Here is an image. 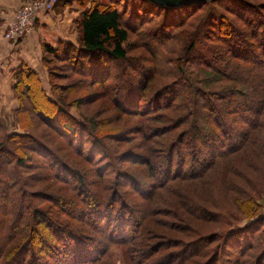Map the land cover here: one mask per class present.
<instances>
[{"label": "trees", "instance_id": "trees-1", "mask_svg": "<svg viewBox=\"0 0 264 264\" xmlns=\"http://www.w3.org/2000/svg\"><path fill=\"white\" fill-rule=\"evenodd\" d=\"M109 1L111 2L107 3L97 0L57 1V3H62V5L75 2L82 7L80 16L75 21L76 41L60 40L55 45L43 44L41 64L47 74L48 89L39 74L25 63L19 64L12 70L13 82L11 89L19 100L31 98V92L35 90L53 108L50 115H54V117L52 119L49 116L43 117L42 120L47 122L49 127L55 132L63 135L69 142L72 141L71 143L75 147L80 145V142L81 144L87 142L86 145L89 147L87 157H93L95 153L99 154L95 161L100 172L105 168L104 165H108V160L111 161L112 159H110L108 148L100 138V135L94 132V127L92 128L89 125L92 124L89 123L90 117L85 119L76 108L77 111L74 110L72 112L71 106L76 107L75 104L69 99L64 100L62 98V93L66 94L74 91L76 83L54 82V79L57 78V73L53 71L52 67L48 66L51 58L61 62H70L71 67L69 68L71 71L80 73L83 76L82 79L86 77L89 83H96L102 85V87L109 88L111 85L109 86L107 83L110 76H112V73L117 74V93L112 99L113 102L117 103L116 109L124 113L125 110L127 112L129 110V112L136 113L137 111L143 114L147 113L148 109L163 110L165 106L171 112L177 110L181 113L179 119H182L185 128L177 135H174L173 142L169 145L168 150H165L164 158L162 159L163 166L159 169L161 175L157 179L159 181L158 184L170 177V167L173 160L175 167L173 174L176 173L178 177H184V175L196 176L205 169V166L218 153L233 151L242 142L243 138L252 136L251 132L248 133L247 128L235 124L232 118H228V115L233 113L235 117L240 118L241 121L249 125L255 124L254 119L256 121L263 119L264 71L262 73H259V71L252 72L251 80H248L250 84H245L244 81L238 79L239 67L232 65V84L228 85V89L214 91L211 88H207L205 84L212 79H216V76H219L220 79L227 78L226 76L228 75L224 69L221 67L213 68L211 65L208 67L199 65L200 68L196 69L201 74L200 79H198L200 83L196 81L189 84L186 83L187 79H191L189 72L177 64V73L179 76H184L182 81L186 84H180L179 79L172 80L169 85L167 84L166 87H162L163 89L157 90L150 98L144 99V92L148 87L147 82L145 83V77L152 74L153 70L143 66L142 53L134 57L128 54V48L130 47L128 43L129 34L133 30L138 29L128 19L129 15L135 14L136 24L139 26L147 21L149 14L153 15L158 11L162 12L160 24L156 29L149 31L150 36L161 38L164 35L173 36L170 31L174 27L186 22V18L196 9L207 6V13L202 16L197 28L190 36L191 38H187L188 41L185 52H183L184 59L182 63L190 64L191 62L195 63L196 66L197 63L207 64L210 52V50L206 51L209 47L207 41L216 38L224 40L230 46L235 54L232 56L233 59H240V62H242V59L246 60V63L250 65V69H252L251 66L257 69V63H264V14L258 10L260 7L258 8L248 0H214L207 1L201 5L193 4L190 6H166L156 4L150 0H133L134 6H136V2L145 5V7L140 9V13L139 8L142 7L141 5L137 10L132 6L130 10L127 9L125 11V3L122 8H119L116 5V1ZM137 5L139 4L137 3ZM219 7H222V9ZM227 10L235 12L233 15L241 18L248 26L252 27L251 33L258 39L257 43L251 42L252 35L249 34L248 37L245 31L226 15L225 12ZM244 10H248L250 14H244ZM198 32L203 43L195 38ZM166 41L163 40L164 45ZM143 45L146 48L149 47L146 44ZM199 49L204 50L205 55L200 57L190 55L194 52L198 54ZM115 68L118 72H114ZM136 69H138L137 74H135ZM254 73L257 75H254ZM196 75H198L197 71L195 72V79ZM147 78L149 81L150 76ZM189 90H192V93L188 97L186 94H188ZM255 93L257 98L254 97ZM160 96H163L164 100L159 98ZM179 96H182L181 104L177 106L172 101ZM26 108V105L21 104L19 113L28 111ZM258 112L260 113L257 114ZM201 114L204 117H199ZM146 115L148 114H144V116ZM18 119L20 120V116H18ZM177 119L173 120V124L178 122L176 121ZM84 133L86 135L80 136ZM29 135L13 134L10 138L6 137H8L7 140H13L14 142L12 143L14 144L15 139L31 136L33 139L31 142L34 141V144H31L32 147H36L37 152L50 157L52 164H49L59 169L54 179L58 178L63 182L69 183L70 176L75 175L76 178L79 176L76 173L79 171L76 165L65 161L55 149L47 146L40 136ZM74 140H76L75 143ZM223 144L226 145V148L219 150ZM185 146L191 147V150L187 153L184 150ZM189 153L192 159L186 158V154ZM123 157L128 160H146L147 162L145 163H147L148 169L152 171L148 173L150 174L149 177H154L155 165L153 160L147 158L146 155L127 151ZM29 158V155L20 154L16 149L14 152L10 151L7 142L0 143V171L5 172L6 165L10 161L14 162L12 172H9L12 187L17 186L16 188H18L22 185L26 188L27 182H24L26 178L23 177L22 180H18L17 175L15 177L14 174L20 171L19 167L27 169ZM102 158H106L107 162L104 163ZM115 169L117 181L118 179H121L120 181L127 179L129 186L135 191H143L142 193L151 195L156 188L154 187V182L147 181L144 183L136 175L125 170H118V166H115ZM50 175L52 174H48V176ZM32 178L34 179L33 176ZM32 178L31 180H33ZM0 179L3 181V178L0 177ZM77 180L78 186L75 190L73 189V192L70 190L71 193L64 194L63 199L56 198L57 202L61 200L64 205L61 217H52L50 213H46L48 211L31 208L30 217L27 220L28 224L25 226L22 221L24 213L20 214L17 211L11 214L12 209L9 207L11 205L10 198L14 191L10 190V183L7 180L5 184H1L0 213H4V216L0 217L2 219L1 225L9 233L5 241L0 243V264H141L138 254L139 251H142L143 246L139 247L140 242L138 243V239L141 229H146L145 225H143L145 219L150 218V220H153V215L149 212L150 209L144 210L142 218L145 219L141 221L142 218L140 219V216L135 215L134 208L121 194L112 192L105 198V194H103L105 189L102 185L98 187L100 194H97V192L95 194L93 192L90 193L88 189L83 187L82 175ZM18 192H20L19 195L25 192L26 195L32 196L31 190L28 189L22 191L21 188V191L19 189ZM78 192L88 196L86 205L74 201L78 200L76 196ZM6 202H9L10 205L6 204ZM198 204L203 207L200 203ZM253 206H250L251 216L245 218L248 221L245 225L222 230L224 232L220 235L222 236V243L224 241L225 243L216 251L214 250L212 253L209 251V259L204 264H216L217 252H220L223 247H228V245L232 244L231 247L238 248V251L245 246H247L246 248L250 245L254 247L253 243H249V239L259 243L261 238H255V233L259 229H261L262 233H258L263 235V245L261 250L259 248L257 258L253 264H264V210H257V206ZM145 211H148V214H145ZM199 211L205 214L203 209H199ZM83 222L90 224L92 229L81 226ZM229 222L232 223V221ZM38 223L47 225L50 233L46 234L41 230L39 231L36 228ZM150 231L154 232L155 230L150 228ZM101 232H105L106 235L102 236ZM125 233L127 234L125 235ZM227 236L231 237L232 243H226ZM199 238L201 239L202 237ZM170 257H174V253L165 255L162 263L156 258L157 260H150L148 264H168ZM193 264L202 263L195 261Z\"/></svg>", "mask_w": 264, "mask_h": 264}, {"label": "rangeland", "instance_id": "rangeland-1", "mask_svg": "<svg viewBox=\"0 0 264 264\" xmlns=\"http://www.w3.org/2000/svg\"><path fill=\"white\" fill-rule=\"evenodd\" d=\"M11 1L13 2L14 0ZM27 1L21 0L20 5ZM97 1L111 2L109 0ZM114 1H116V5L119 8H122V5L125 3V11L127 9L130 10L132 6L137 10L141 5L142 7L139 8V12L141 13L140 9L145 7L143 3L140 4L139 2H136V6H134L133 0ZM248 1H251L258 8L260 7L258 10L264 14V0ZM207 8V6H203L200 9H196L186 18V22L174 27L170 31L173 36L164 35L161 38L150 36L149 31L156 29L160 24L162 12L158 11L156 14H149L147 21L143 24L141 23L139 26L136 24L137 19H135V14L129 15V22L135 24L138 29L133 30L129 34L128 43L130 47L128 48V54L134 57L142 53L143 66L149 69L152 68L153 70V73L149 75L150 80L148 81L147 78L149 76L145 77L146 81L144 80L148 84L144 92V99L150 98L157 90L163 89L162 87H166L167 84L169 85L172 80L179 79L180 84H192L198 81L201 74L196 68H200L199 65L202 67H208L209 65L213 68L221 67L228 75L226 76L227 78L221 79L219 76H216V79H212L205 84L207 88H211L214 91L228 89V85L232 84V65L239 67L238 79L244 81L245 84H250L248 80H251L252 72L259 71V73H262L264 71V63H257V69L253 66L250 69V65L246 63V60L242 59V62H240V59H233L232 56L235 54L230 46L224 40L216 38L207 41L209 47L206 51L210 50L207 64L197 63L196 66L195 63L191 62L190 64L182 63L184 59L183 52H185L188 41L187 38H191L190 36L194 33L193 31L197 28L202 16L207 13ZM219 8L222 9V7ZM225 13L245 31L248 37L249 34L252 35L251 42H258L255 35L251 33L252 27L248 26L241 18L233 15L235 12L227 10ZM244 14L248 15L250 13L248 10H244ZM195 38L203 43L199 32L195 35ZM162 39L167 40L165 45ZM143 44L149 47L146 48ZM190 55L200 57L201 55H205V52L199 49L198 54L194 52ZM62 62L51 58L48 64L57 73V78L54 79V82L76 83L74 91L66 94L62 93V98L64 100L69 99V101L75 104L76 107L71 106L72 112L78 110L85 119L90 117L89 123L92 124L89 125L92 128L94 127V132L100 135V138L104 141L110 153V159H113V157L115 159L108 160V165H104L105 168L100 172L95 161L99 154L95 153L93 157H87L89 148L86 145L87 142L84 144L80 142V145L75 147L71 143L72 141L69 142L63 135L55 132L49 127L47 122L42 120L43 117L49 116L51 119L54 117V115H50L53 108L35 90L31 92V98H25L21 101L11 87L6 85L2 88L0 86V143L7 142L10 151L14 152L16 149L18 153L30 156L27 162V169L19 167L20 171L14 174V176L16 177L17 175L18 180H22L23 177L26 178L24 182H27L26 188L31 190L32 196L26 195L25 192L19 195V189L20 191L21 188L22 191L27 190L22 185H18V188H16L17 186H11L12 180H10L9 172H12L14 162L10 161L6 167L4 166L6 168L5 172L0 171V177L3 178V181L0 179V187L1 184H5L8 180L10 190L14 191L10 198L11 205L9 202H6V204L8 203L9 207H11V214L17 211L20 214H25L24 219H22L24 226L28 224L27 220L30 217L31 208H37L45 212L48 211L46 213H50L52 217H61L64 205L61 203V200L57 202L56 198L63 199L64 194L71 193L70 190L73 192V189L75 190L78 186L77 178L82 175L83 187L88 189L90 193L96 194L97 192V194H100L98 187L102 185L105 189L103 193L105 194V198L112 192L121 194L132 205L135 215L140 216V219L144 210L150 209L149 212L153 215V220H150V218L141 219V221L145 219L143 225L146 227V229H141L138 239V243L140 242L139 247L143 246L142 251H139L138 254L141 264H148L150 260L155 261L156 258L162 263L163 257L169 253H174V257L169 258L168 264H193L195 261L204 264L209 259V251L212 253V251H216V249L225 243V241L222 243V236L220 235L224 232L222 230H229L241 227L238 225H245L248 222L245 218L251 216L250 206H257V210L260 211L264 210V116L263 119L261 118L257 121L254 119L255 124L249 125L241 121L240 118L235 117L233 113H230L228 118H232L235 124L247 128L248 133L251 132L252 136L243 138L242 142L233 151L218 153L205 166V169L196 176L184 175V177H178L176 173L173 174L175 171L173 160L170 167V177H167L161 184H158L159 181L157 179L161 175L159 169L163 166L162 159L164 158L165 150L167 151L169 145L173 142L174 135H177L185 128L182 119H179L181 113L177 110L171 112L169 109H166V106L165 109L160 111L148 109L147 113L143 114L137 111L136 113L129 112V110L128 112L125 110L124 113L116 109L117 103L113 102L112 99L117 93V74L112 73V76H110L107 83L109 86L111 85L109 88L102 87V85L96 83H89L86 77L82 79L83 76L80 73L71 71L69 68L71 67L70 62ZM177 64L189 72L191 79H187L186 83L182 81L184 76H179L177 73ZM40 71L36 72L40 75L42 82L48 89L47 74L45 70ZM196 71L198 75H196L195 79ZM114 72H118L116 68ZM137 73L138 69L135 71V74ZM254 75L257 74L254 73ZM198 83L200 82L198 81ZM191 93L192 90H189L186 95L189 97ZM254 95L257 98L256 93ZM79 98L80 100H78ZM159 98L164 100L163 96ZM181 98L182 96H179L172 102L179 106ZM21 104L26 105L28 111L19 113ZM144 114L148 115L144 116ZM202 114L199 117H204ZM18 116H20V120ZM175 117L178 118L176 120L178 122L173 124V120L176 119ZM13 134L40 136L46 145L55 149L65 161L77 166L79 171L76 173L79 176L77 178L75 175L70 176L69 183L63 182L58 178L54 179L59 169L49 164H52L50 157L37 152V148L32 147L31 144H34V141L31 142L33 140L32 137L29 135L30 137L15 139V143L13 144V140H7ZM84 135L86 133L80 136ZM75 142L76 140H74ZM225 148L226 145L223 144L219 150H224ZM184 150L187 153L191 150V147L185 146ZM127 151L142 153L147 158L153 160L155 165L154 177H149L150 174L148 173L152 171L148 169V165L145 163L147 162L146 160H128L123 157ZM190 156V153L186 154L187 159H192ZM106 158H102L104 163L107 162ZM115 166H118V170H125L136 175V177L140 178L138 179L141 182H154V187L156 188L151 195L144 194L142 193L143 191L138 192V190L131 189L132 187L129 186L126 178V180L120 181L121 179H118L117 181ZM48 174L52 175L48 176ZM76 196L78 200H74L75 202L87 204L88 196L83 195L81 192H78ZM199 209H203L205 214H202ZM53 213L56 215L54 214V216ZM145 214H148V211H145ZM2 216H4V213H0V217ZM229 221H232V223ZM1 223L2 219L0 218V225ZM81 226L92 229L90 224L85 222ZM36 228L46 234L50 233L48 226L44 223H38ZM150 228L155 231L149 232ZM260 230L255 233V238H261L259 243L249 239V243H253L254 247L250 245L246 248L247 246H245L239 251L236 247L232 248V244L226 248L223 247L220 252H217L216 264H253L257 258L259 248L261 250L263 245V235ZM8 233L9 231L1 225L0 243L5 241ZM101 233L102 236L106 235L105 232ZM199 237L202 238L200 239ZM227 238L228 240L230 238V240L228 241ZM227 242L232 243L231 237H226Z\"/></svg>", "mask_w": 264, "mask_h": 264}, {"label": "crops", "instance_id": "crops-1", "mask_svg": "<svg viewBox=\"0 0 264 264\" xmlns=\"http://www.w3.org/2000/svg\"><path fill=\"white\" fill-rule=\"evenodd\" d=\"M21 0H0V86L11 87L12 70L25 63L37 72L44 70L41 64L43 44L55 45L58 41H76V19L82 7L75 2L68 5L56 3L54 9L42 14L33 31L17 41L3 37L6 24L21 6ZM41 72V71H40ZM40 76V75H39ZM8 81V84H7ZM2 82V83H1Z\"/></svg>", "mask_w": 264, "mask_h": 264}, {"label": "built area", "instance_id": "built-area-1", "mask_svg": "<svg viewBox=\"0 0 264 264\" xmlns=\"http://www.w3.org/2000/svg\"><path fill=\"white\" fill-rule=\"evenodd\" d=\"M58 0H28L22 4L6 24L3 37L17 41L33 31L35 21L51 11Z\"/></svg>", "mask_w": 264, "mask_h": 264}, {"label": "water", "instance_id": "water-1", "mask_svg": "<svg viewBox=\"0 0 264 264\" xmlns=\"http://www.w3.org/2000/svg\"><path fill=\"white\" fill-rule=\"evenodd\" d=\"M156 4L166 5V6H179V5H201L206 3L207 1H214V0H150Z\"/></svg>", "mask_w": 264, "mask_h": 264}]
</instances>
